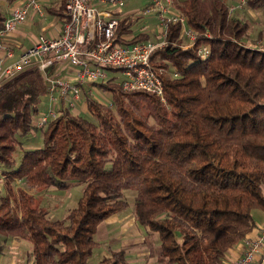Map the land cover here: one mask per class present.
<instances>
[{"label":"trees","instance_id":"trees-1","mask_svg":"<svg viewBox=\"0 0 264 264\" xmlns=\"http://www.w3.org/2000/svg\"><path fill=\"white\" fill-rule=\"evenodd\" d=\"M65 4L46 11L65 20ZM246 5L264 16V0ZM229 7L224 0H174L199 37L185 49L181 23L170 24L166 45L153 55L165 102L144 90L126 92L114 78L98 83L116 113L87 95L95 120L63 109L39 130L42 146L24 149L16 169L21 137L34 130L49 84L35 67L3 82L0 235L27 242L28 261L88 264L99 226L129 208L127 191L135 192L137 222L159 235L156 264H222L255 230L253 210L264 212V51L246 42L252 26ZM5 19L0 11V30ZM136 20L120 19L115 42L133 34ZM147 39L143 33L126 42ZM261 39L264 29L254 44ZM202 47L210 49L206 59L198 55ZM174 71L178 76L167 75ZM47 73L60 75L57 65ZM17 181L36 193L76 183L83 193L67 219H53ZM127 263L123 250L100 262Z\"/></svg>","mask_w":264,"mask_h":264},{"label":"built area","instance_id":"built-area-1","mask_svg":"<svg viewBox=\"0 0 264 264\" xmlns=\"http://www.w3.org/2000/svg\"><path fill=\"white\" fill-rule=\"evenodd\" d=\"M174 0H151L141 10L145 16L156 15L160 23L162 41L152 39L126 42L133 37L124 36V43L115 42V36L123 16L126 0H66L65 23L57 37L45 34L16 56L20 43L14 35L31 19L32 12L45 17L47 11L40 0H18L6 16L0 30V89L3 82L26 69L37 68L47 74L50 97L49 111L38 117L34 130L44 129L51 120L57 119L63 109L73 113L87 106V95L110 108L114 100H107L108 94L98 83H106L112 78L126 92L144 90L156 94L165 102L163 70L154 65L152 57L156 50L166 45L167 29L170 24L181 23L183 48H195L199 34L187 24V19L175 11ZM234 13L237 6L231 5ZM211 37L210 34H207ZM264 51V44L257 47ZM201 59L210 55L208 47L198 50ZM57 65L59 76L47 71ZM73 68V73L64 74ZM122 78L119 79L117 74ZM174 76H178L177 73ZM106 98V99H105ZM79 115V114H78ZM1 182V180H0ZM244 255L231 264H262L264 262V227L259 236L245 240ZM262 262V263H259Z\"/></svg>","mask_w":264,"mask_h":264},{"label":"rangeland","instance_id":"rangeland-1","mask_svg":"<svg viewBox=\"0 0 264 264\" xmlns=\"http://www.w3.org/2000/svg\"><path fill=\"white\" fill-rule=\"evenodd\" d=\"M126 6L124 7L125 12H132L135 10H141L145 8L151 0H126ZM228 4L235 5L237 6V9L235 13H233L234 16L242 19L243 21H247L250 23L252 26V29L250 31L249 37L250 40L246 41L249 45L251 46H257L262 43L264 44V40L258 41L256 44H254V41L258 37V33L264 29L263 22H264V16L258 13L257 11L251 10L247 5H246V0H231V2H228ZM52 5V4H51ZM49 5H45V7H48ZM4 7H0L1 12H5ZM131 15V14H129ZM133 17V16H132ZM134 18L141 19L142 16L140 14L134 16ZM145 18V17H144ZM147 21H143L142 29H146L147 32H142V33H147L149 35V38H151L153 41L161 42L162 41V36L160 35V23L158 21V17L156 15H150L147 16L146 19ZM135 32H138L140 26L135 23L134 25ZM110 73H115L117 74L118 78L121 79L122 76L120 73L116 72H111ZM175 71L172 73H167L169 76L170 74L173 76ZM108 93V92H107ZM107 100L110 102L112 100V95L108 93L106 95ZM105 98V99H106ZM50 108V97L48 95H45L42 98V102L39 105V114L38 117L41 116L43 113H46L49 111ZM114 109V108H113ZM115 111V109H114ZM116 113V111H115ZM76 115H83L85 118L90 119V120H95V118L87 111L84 113L82 110H78V112H74ZM21 149L18 150L16 154V160L18 161L17 165L13 167V169H16L19 165V160L22 157V152L24 149L29 150V149H35L38 147L42 146V136L40 131L33 130L29 135L26 137H21ZM0 170L3 171V167L0 164ZM16 187H24L27 189V186L20 181L16 182ZM264 189V186H263ZM31 193H35L37 195V198L42 201V206L45 207L46 209L50 210V216L53 219H61L65 220L68 218V215L70 211L77 205L78 200L82 196L83 193V186L80 184H72L68 189L66 190H58L56 188H51L48 191L42 192V193H36L34 189L29 188L27 189ZM1 193V190H0ZM126 197L130 202L129 208L120 213L119 215L127 216L126 214H130L132 212V215L135 217V205H134V198H135V192L134 191H127L126 192ZM132 216V217H133ZM253 217L255 219V222L257 224V227L259 225H262L264 223V212L260 209H255L253 210ZM138 227V226H136ZM135 227V228H136ZM255 228V229H256ZM109 235L108 236H103L102 231L97 233V241L98 245L94 248L93 254L89 259L88 264H100L102 259L112 252H117V251H125L126 257H127V264H156V259L157 255H159L160 252V239L159 235L156 232L150 231L148 228L144 226H139L138 231H132L131 233L122 236V231L117 227V226H112L109 225ZM134 229V228H133ZM105 233V232H104ZM12 239L10 237H5L0 235V244H4V249L7 248L6 246V239ZM142 239L144 238L145 242V249L151 250L152 251V256H149L147 258H142V260H139L137 258L138 256V251L133 250V245L132 244H127V242L123 243V240H131V239ZM14 239V238H13ZM10 243L12 240H7V242ZM26 245L25 248H28L30 251L31 247L30 245L25 242ZM142 244V243H141ZM6 246V247H5ZM142 248V245L137 248L140 250ZM3 249V250H4ZM28 251V254H29ZM27 264H32L31 261H26Z\"/></svg>","mask_w":264,"mask_h":264},{"label":"crops","instance_id":"crops-1","mask_svg":"<svg viewBox=\"0 0 264 264\" xmlns=\"http://www.w3.org/2000/svg\"><path fill=\"white\" fill-rule=\"evenodd\" d=\"M65 1L66 0H40V3L46 11L47 8L61 6ZM224 1L227 3L231 2V0H224ZM12 5H9L6 2L0 1V7H4L5 10H7L6 16L8 15V12L10 11V8L12 7ZM45 5L46 6L49 5V6L45 7ZM125 6H126V3H125ZM143 9H141V10H143ZM141 10H135L132 12H125L124 7H123V13H122L123 16L121 18L126 17V16H133L134 17L138 14H140L142 16L141 19H138V20H136L137 22H135L136 24H138V26H140L138 32L134 31L135 27L133 26V34L129 35V37H134L135 35L143 34L142 32H147L146 29H142L143 21H147V20H145L147 16L141 14ZM129 14H131V15H129ZM31 16L32 17L28 21V23L24 27H22L14 35V40L17 41L18 43H20V47L16 49V56L21 52L22 49L27 48L30 45H32V43L35 42L37 40L38 36L41 34H45L46 36H49V37L59 36L61 31H62V28L64 26V23H65V20L63 18H61L59 15H51L48 13V11H47V16H45V17H42V16L36 14L35 12H32ZM149 39H151V38H149ZM3 55H4V53L0 52V57H2ZM68 73H73V68H71L70 70H68L64 74H68ZM80 108L82 111H84V113L88 111V107L85 105L81 106ZM37 119H38V117H35L34 124L36 123ZM0 180H1V182H0V190H1L0 196H1L5 192V182H6L5 175L3 174V171H1V170H0ZM41 204H42V201H41ZM119 214L120 213H117V214L111 216L109 219L104 221L99 226V229H98L99 235H100V231H102L103 236H108L109 232H110L109 225L117 226L122 231L121 232L122 236L131 233L133 230L138 231L140 224H139V222H137L135 217L132 215V212L130 214H126L127 216H123V217H122V215H119ZM136 226H138V227H136ZM262 227H264V223L262 225H259V227L256 228L249 235L248 238H256L257 236H259L260 230ZM11 240H12L11 243H10V241L9 242L6 241L7 248L4 249L0 253V264H27L26 261H28V251L29 250H28V248H25V246H24V245H26L25 241L17 239V238H14ZM127 241H129V242H127ZM124 242H127V244L130 243L133 245V250L138 251L137 258L139 260H142V258H147L149 256H152V251L144 248V246H145L144 238H142V239L136 238V239H131V240L129 239L126 241L123 240V243ZM141 245H142V248L140 250H138L137 248H139ZM245 250H246V242L244 241L243 243L237 245L234 249H231L227 253L225 260L223 261L222 264H231L236 259H239L240 257H242L244 255ZM108 256H110V255H108ZM108 256H106V257H108Z\"/></svg>","mask_w":264,"mask_h":264}]
</instances>
